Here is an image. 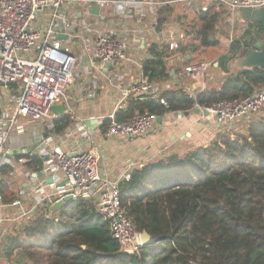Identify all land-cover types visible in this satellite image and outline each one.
I'll return each instance as SVG.
<instances>
[{
  "label": "built area",
  "instance_id": "built-area-1",
  "mask_svg": "<svg viewBox=\"0 0 264 264\" xmlns=\"http://www.w3.org/2000/svg\"><path fill=\"white\" fill-rule=\"evenodd\" d=\"M197 1L201 0H0V96L11 91L12 85L18 89L12 114L0 117V169L10 166L20 172L25 167L23 176L28 183L9 204L3 202L0 189V207L16 209L0 218V242L6 231L2 221H20L43 204L48 205L50 216L51 205L73 195V200L87 197L94 201L121 250L139 251L143 246L141 233L134 228L120 197V184L131 180L133 171L121 167L113 179L102 174L99 147L87 148L88 143H94L92 132L82 121L57 133L56 122L62 116L55 114L52 106L63 98L69 100L67 91L73 84L83 98L110 87L119 95L114 110L98 118L102 128L108 122L106 129L100 128L104 135L128 140L146 136L158 121V114L136 110L130 119L120 120L118 113L131 99L155 100L170 108V97L147 77L144 55L153 44L177 51L188 41L187 27L174 24L161 12L167 5L186 3V9L198 15L204 9L196 5ZM205 1H214L218 10L225 4L232 14L240 7L264 6V0ZM94 6L98 13L92 12ZM209 66L206 61L192 62L185 72L198 81ZM197 107L212 115L219 132L236 138V123L264 112V87L249 96ZM67 116L76 121L72 108ZM26 123H42L49 134L40 140L36 152L28 153L27 145H20L17 149L24 151L14 154L13 136L26 134ZM71 152L77 154L69 156ZM26 154L43 159L42 168H28L29 159L20 156ZM49 177L52 183L47 182ZM62 182L65 184L59 186ZM26 202L31 203L30 209Z\"/></svg>",
  "mask_w": 264,
  "mask_h": 264
},
{
  "label": "trees",
  "instance_id": "trees-1",
  "mask_svg": "<svg viewBox=\"0 0 264 264\" xmlns=\"http://www.w3.org/2000/svg\"><path fill=\"white\" fill-rule=\"evenodd\" d=\"M175 5H167L162 15H170ZM226 12L212 7L191 20L183 22L179 18L192 36V42L184 44L181 51L191 56L198 51L202 56L217 44L218 24ZM258 29L264 30L260 24L247 23L243 38ZM240 45V40L232 41L229 53L219 57L214 69L222 76L220 80L214 76L206 90L193 96L187 88L174 84L168 90L169 109L155 100L131 99L126 111L118 113L119 119H130L136 110L162 116L168 111L185 112L198 105L211 106L223 99L256 93L264 87V68L235 70L228 64L239 53ZM173 53L162 45H151V56L144 62L150 81L167 84L172 79L168 62ZM261 116L249 118L245 128L235 129L236 138L220 132L209 146L144 165L132 172L131 180L120 184L122 206L134 228L140 233L148 231L158 238L157 242L142 246L134 254L121 250L94 201L81 197L50 216L48 205L43 204L15 222L2 239L6 256H15L17 264H264ZM70 124L64 115L56 122L55 131L62 133ZM20 156L29 159L28 168H42L43 159L38 155ZM10 172V166L0 169L5 204L17 194L3 178ZM25 206L30 209L31 203ZM10 210L16 212L15 208Z\"/></svg>",
  "mask_w": 264,
  "mask_h": 264
},
{
  "label": "crops",
  "instance_id": "crops-1",
  "mask_svg": "<svg viewBox=\"0 0 264 264\" xmlns=\"http://www.w3.org/2000/svg\"><path fill=\"white\" fill-rule=\"evenodd\" d=\"M213 2L214 1L201 0L197 1L196 5L198 7L203 6L204 10L215 7L216 11H227V5L224 4L222 7H219L218 10L217 6ZM179 6L181 16L180 20L185 22L186 18L191 20L195 17V11L191 8L186 9V3L176 4L175 9L177 10ZM166 17L172 19V13ZM235 17H237L236 14H232L228 9L225 17H222L218 25L221 24L223 19L228 21L230 25L231 22L233 23L232 19ZM242 22L245 24L244 27H247V23L244 21ZM235 40L236 38L233 41ZM187 42H192V36H190L188 41H186L184 44ZM212 47L213 46L209 48ZM206 50H208V48ZM229 50L225 51V54H228ZM199 51H201V49ZM174 52L175 53H173L168 62L171 72L174 70V74H171L172 79H170L167 84H159L161 92L164 95L171 97V94L168 93V90L171 89V86L174 84H179L187 88L190 95L193 96L196 95V92H202L206 90L210 84L204 83L202 79H199L198 81H194L191 78H188L189 80L184 79V75L188 77L185 72L186 65L194 61L202 60V56L198 53V51L195 52V54H192V56L190 53L181 51V48ZM206 52L207 51H205V53ZM148 56H151L150 47L146 49V53L144 55L145 60ZM220 56H218V59ZM216 62H218V60ZM216 62H214V66L218 67V65L215 64ZM213 79L214 75L210 77V81ZM17 94V85H12L11 91H5L3 95L0 96V117H10L14 108L15 95ZM67 95L69 100L63 98L61 102L69 103V105L64 104V113L61 114L60 117L67 115L69 109L72 108L76 115V121H74V123L71 122L70 125L75 127L78 125V123L81 124L82 121L84 122L87 119H98L99 117L110 114L116 107L119 91L108 87L101 89L97 95L83 98L82 96L78 95L76 86L73 84L68 88ZM127 107L128 103L119 112L121 113V111H126ZM257 117L258 115L251 118L254 119ZM248 119L249 117L244 118L240 122L236 123V131H239V129L242 127L245 128ZM84 126L87 130L92 132L94 136V143H88L87 148H92L94 145L99 147L101 154V158L98 162L99 169L101 170L102 174H108L112 179L115 177L114 174H116L121 167L130 168L132 171H134L149 163H154L162 159H168L174 155H179L182 157L183 155L197 148L207 147L212 144L216 138H218L220 133L219 126L213 119L212 115L206 111H202L199 107H194L189 111L182 112L181 115H179L177 112L168 111L158 118L153 130L150 131L146 136H137L130 140L105 136L100 129L102 128V125H100L99 121H94L89 126L84 124ZM45 132L48 133L46 127L42 123H36L30 125V127L27 128L26 134L13 136V143L11 144L14 149L13 153L18 150L17 148L20 145H32L36 143V139L38 138L42 140L45 138ZM27 141L28 143L25 144L24 142ZM32 152H36V150H32ZM24 170L26 171L25 167H22L20 172H16L14 170L12 172L14 178L19 180L20 188H26L28 186V183H26L24 180ZM17 175H21V177ZM7 211L12 210L0 207V218L5 217L6 214H9ZM14 223L10 221L1 222V227L6 230H4L5 232L3 233L2 239H6L4 235L5 233H10V229ZM3 243L4 242L2 240L0 245V264H17L15 256L11 258L6 256Z\"/></svg>",
  "mask_w": 264,
  "mask_h": 264
},
{
  "label": "water",
  "instance_id": "water-1",
  "mask_svg": "<svg viewBox=\"0 0 264 264\" xmlns=\"http://www.w3.org/2000/svg\"><path fill=\"white\" fill-rule=\"evenodd\" d=\"M99 9L98 7L94 6L92 8L93 13H98ZM239 18L244 22H250L254 24H260L264 28V6L251 8V7H240L238 13ZM259 31V30H257ZM65 35H60L59 38H65ZM261 37V38H260ZM213 40V37H211ZM244 44V45H243ZM240 53L235 58L230 60L229 66L232 69L235 70H254L259 68H264V30L260 33L251 34L249 36V39L244 38L241 41V45L239 48ZM218 65V62L216 63ZM171 74H174V70L171 72ZM64 104L62 102L56 103L52 106V111L57 114L61 115L64 113ZM98 122V119H87L83 123L87 126H89L92 122ZM48 133H44V137H47ZM40 142V138L36 139V143L27 145L25 147V150L29 153L32 152V150L36 149L38 143ZM24 151V150H23ZM22 150L15 151L16 153L23 152ZM76 152H71L69 156H75ZM40 177L42 176V173L38 174ZM48 183L53 182V178L49 177L47 178ZM65 182H62L59 184V186L64 185ZM73 201V195H68L65 199L58 200L53 205L50 206L51 211H55L57 209H60L68 202ZM66 202V203H65ZM141 241L143 246L145 245H151L158 241V238L151 235L148 231L144 230L141 232ZM129 254H134V250H127L126 251Z\"/></svg>",
  "mask_w": 264,
  "mask_h": 264
},
{
  "label": "rangeland",
  "instance_id": "rangeland-1",
  "mask_svg": "<svg viewBox=\"0 0 264 264\" xmlns=\"http://www.w3.org/2000/svg\"><path fill=\"white\" fill-rule=\"evenodd\" d=\"M237 17H235L233 20V23L231 22V24L229 25V22L226 20H222L221 24L218 25V32L215 35V38L217 40V44H215L212 48H208V50L205 54H202V61H206L207 63L210 64L208 70H206V72L203 74V77L201 78L204 83L210 84V77L211 76H215V77H220L222 76V73H216V69H214V62H216L218 60V56L225 54V51L230 49V46L232 44V41L236 38H239L241 36V34H243V27H244V23L242 22V20L239 18V15L236 14ZM225 17V15H223V18ZM181 18L180 16V6L179 8L176 10L174 9L172 12V22L174 24H179L180 21L176 20ZM189 20V19H188ZM228 20V19H227ZM231 20V21H232ZM176 22V23H175ZM224 52V53H223ZM205 56V57H204ZM194 62H199V61H194ZM217 63V62H216ZM215 63V64H216ZM189 76L187 77L186 75H184V79H188ZM213 85L216 84V81L212 83ZM261 115H264V112H262L261 114L258 115V117H260ZM258 117L256 119H258ZM262 117V116H261ZM24 121L26 122L27 119H24ZM30 125H32V123H26V128H29ZM22 142V141H19ZM32 142V141H30ZM25 144L28 143L24 142ZM36 150V149H34ZM19 177H21V175H17ZM1 178V177H0ZM3 178L5 179V181L7 183H9V185L11 186L12 189H14V191H18L20 189V182L18 179L14 178V176L10 173L3 175ZM13 213L12 211H7V213ZM11 230V229H10Z\"/></svg>",
  "mask_w": 264,
  "mask_h": 264
},
{
  "label": "flooded vegetation",
  "instance_id": "flooded-vegetation-1",
  "mask_svg": "<svg viewBox=\"0 0 264 264\" xmlns=\"http://www.w3.org/2000/svg\"><path fill=\"white\" fill-rule=\"evenodd\" d=\"M227 11H228V8H227ZM246 23H248V22H246ZM246 29H247V27H244L243 28V34H241V36L239 37V38H237L238 40H240V41H242L244 38H243V36H244V34H245V31H246ZM259 30V29H258ZM260 32H262L261 30H259V31H255L254 33H252V34H255V33H260ZM243 38V39H242ZM261 38V37H260ZM236 39V40H237ZM247 39H249V37H247ZM244 45V44H243ZM237 52H239L240 53V51H237ZM237 55H239V54H237ZM229 63H230V61H228ZM228 63V64H229Z\"/></svg>",
  "mask_w": 264,
  "mask_h": 264
}]
</instances>
